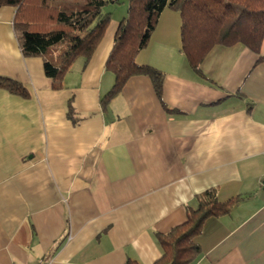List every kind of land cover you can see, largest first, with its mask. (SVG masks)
Segmentation results:
<instances>
[{
  "label": "crops",
  "instance_id": "0c3cea01",
  "mask_svg": "<svg viewBox=\"0 0 264 264\" xmlns=\"http://www.w3.org/2000/svg\"><path fill=\"white\" fill-rule=\"evenodd\" d=\"M127 0L108 4L106 31L87 63L77 58L54 91L39 57H24L0 7V264H152V233L185 219L194 195L238 196L210 217L190 264H264V37L257 55L216 45L199 76L180 51L178 13L164 8L136 62L163 73L162 102L146 75L113 84L104 69ZM74 124L67 116L68 100Z\"/></svg>",
  "mask_w": 264,
  "mask_h": 264
},
{
  "label": "trees",
  "instance_id": "16d2710c",
  "mask_svg": "<svg viewBox=\"0 0 264 264\" xmlns=\"http://www.w3.org/2000/svg\"><path fill=\"white\" fill-rule=\"evenodd\" d=\"M120 0H0V7L15 8L12 29L24 57H39L54 91L63 89L64 76L81 57L87 63L101 41L111 19L103 8ZM164 8L179 16L180 51L191 70L204 76L199 64L216 45L240 44L260 54L264 37V0H127L126 14L115 31L104 69L113 76L110 89L100 96L104 111L132 76L150 78L162 106L163 73L154 67L138 64L137 54L148 45L157 19ZM264 60L258 56L256 61ZM0 88L28 98L25 87L9 77L0 76ZM67 116H74L71 99ZM238 196L219 201L216 188L195 194V206L185 205V219L166 232H153L161 254L152 264H190L201 253L195 238L210 217L228 215ZM124 264H139L127 258Z\"/></svg>",
  "mask_w": 264,
  "mask_h": 264
},
{
  "label": "built area",
  "instance_id": "2783aa9c",
  "mask_svg": "<svg viewBox=\"0 0 264 264\" xmlns=\"http://www.w3.org/2000/svg\"><path fill=\"white\" fill-rule=\"evenodd\" d=\"M37 264H44V263H43L42 261L39 260V261L37 262Z\"/></svg>",
  "mask_w": 264,
  "mask_h": 264
}]
</instances>
